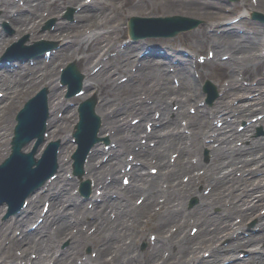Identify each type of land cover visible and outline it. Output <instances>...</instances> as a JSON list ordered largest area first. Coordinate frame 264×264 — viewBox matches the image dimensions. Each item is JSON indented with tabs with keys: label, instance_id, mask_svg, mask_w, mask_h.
Wrapping results in <instances>:
<instances>
[{
	"label": "bare ground",
	"instance_id": "obj_1",
	"mask_svg": "<svg viewBox=\"0 0 264 264\" xmlns=\"http://www.w3.org/2000/svg\"><path fill=\"white\" fill-rule=\"evenodd\" d=\"M101 1L106 2L105 0H101ZM30 2H32V4L30 5V7H28V9L26 11L24 10V11L18 13L16 16H13L12 23L14 25L21 24L23 26V24L25 25V24H27L29 22L37 23V24L39 23V20H37V11L32 9L31 6L32 5L40 6L41 5V3H40L41 1L40 0H30ZM71 2H73V1L72 0H68V3H71ZM119 2L120 1H118V3ZM174 2H175L174 0L173 1H169L164 7L160 8L161 11H165V7L169 8V9H176V8L183 7V8L190 9V10L195 8L196 10H199V12H201L202 14H206V15L209 14L210 16H212V11L211 10L206 8L204 5H199L198 4L199 0H182L183 3L179 2L178 4H174ZM243 2L247 5L245 0H243ZM9 5H14V2L10 1V0H4L3 2H1V0H0V8L2 7V9H3L2 11H3L4 15H8L9 16V14H11L10 10H9L10 9ZM136 5L137 4H132V7L134 8ZM151 6L153 8H155V6L153 5L152 1L151 0L150 1L147 0L146 3L138 4L137 7L138 8H142V9H147V8H149ZM91 9L92 10H88L85 13L84 16H80V18L81 17L82 18L85 17L86 19L93 18L95 15H97L99 12H101L102 7L101 6H97V7L91 8ZM53 11H56V6H53ZM202 14H200V15H202ZM62 22L63 21L61 19H58L57 23H56V25L54 27L55 29H59V32L62 35H65V33H66V31H64L65 27L74 26L73 28H76V27H79V26L81 27L82 26V23H78V24L77 23L76 24L72 23V25L65 26V25L62 24ZM37 28H38V26H37ZM23 29H25V27L17 28L19 33ZM36 35H37V33H35V36ZM89 37H90V35L87 37V39H84L85 45L82 48V52H80L78 55L75 56L76 58H74V61L77 60V62H80L83 66L85 65L84 67H88L90 65V63H91L90 61H93V59H94L92 57L98 53V50L100 48V46H99L95 50V52L93 50H90L89 49V48H91L90 40L92 41V40L98 39V43H100L101 40H104V38H107V37L101 36V35L100 36L96 35V37H94V38H89ZM0 38L1 39H5L6 36L5 35H2V36L0 35ZM214 41H215L214 42L215 46L218 47V49L222 48V47H228L229 50L232 51L231 59L228 60V61H224V64L228 67L227 73H228V75L230 77L233 75V71L237 67H241V66L245 65V64L241 65V62H243L242 60H245L248 63L250 61L254 62V61L258 60V56L252 50L254 42L249 40V39L241 41V40H236L234 37L225 36L222 39L219 38V40H214ZM72 42H74V40ZM75 42H77V41H75ZM98 45L99 44H96V45H94V47H97ZM133 49H134V46L131 47L129 50H125V52L122 53L124 57L121 56L118 59V62L114 63V65H116V67H118L122 63L125 64V62L127 60H133L134 59L133 58L134 55L132 54ZM70 53H71L70 44L69 43H63L62 46L60 47V51L58 53L59 56L60 57H63V56L64 57H69ZM131 55H133V56H131ZM52 60H53V58H52ZM112 67H114V66H112ZM51 69H53V68H51ZM100 70L96 74H94L91 78H85L83 80V83L86 86V92L87 93H89L91 91L92 86H96L98 90L99 89H104V86H103L104 85V80L111 79V76L113 74L112 72L110 74L108 72H100ZM155 72L157 74H155ZM152 74L158 75V76H166L165 70L163 69V67L161 65L159 66V65L150 64V65H148L145 68L144 75H146V77L149 78V81H150V80L153 79V75ZM231 78H232V82H231L232 87L229 90V92H230L229 94L232 93V94H235L236 96H239L241 94L238 92V88L242 89L240 92H242L245 89H249V87H246V86H244L242 84L240 85L239 82H237L236 80L233 79V76ZM13 79L15 81H17V82H21L22 81V78L21 77H17V76H14ZM44 80L48 82V88H49L50 94H51V100L49 101L50 109H54V108H56L58 106L63 105L64 104L63 102L60 103L58 101V95L61 93V90H59V87L57 86V84L55 82L56 80L53 78V74H52L51 71H49L47 78H44ZM0 81L2 82V84H6V82H4L3 78H0ZM258 82H260V81L258 80ZM133 84L134 83L132 81H129L128 83H123L122 85H124V89H126L128 91L130 89L132 90V88L133 89H138L139 88V86L137 84L136 85H133ZM262 87H264V86H262ZM167 88H168L167 90L169 91L170 87L168 85H167ZM7 89H8V87H7ZM108 93H109V91H107V95H106L104 100H106L107 98H114L113 95L109 96ZM119 93L120 92L115 91L114 95L119 94ZM19 94L20 93H17L16 96L18 97ZM109 94L111 95V93H109ZM126 95L129 96L128 99L126 100V104L123 105V106H117V109H116L117 112L114 115H112V117H109V115L107 113L106 105L104 106L102 103H100L98 105L97 109L100 112V115L101 116H105L104 119H103L102 128H104V127H108V128L109 127H113L114 129H118V128L120 129V126L122 125L121 126L123 128L122 130L125 131L123 133L130 132L134 127H136L135 126L136 124H134V125L128 124L126 122V114H124V112H126V111L129 112L131 110H135V111H139L140 113H142V111H143L142 109L144 107H146V108L151 107V105L146 104L144 102H140L138 104H135L133 102L130 103L129 101L132 100L131 94H127L126 93ZM166 95H169V93L166 92ZM263 96H264V88H261L260 94L257 97L253 96L252 100L249 103H246V104H245V102H239V103H237L236 107L240 110L241 115H245L249 110L253 109L252 106L255 103L258 104V102L260 100H262ZM155 101H156V99L154 100V103H155ZM11 105H12L11 103L5 104L4 105V110L0 113V115H2L4 117L3 124L1 125L0 128H4V130L7 127H9V119H10L9 111H10ZM114 107L115 106H113L112 108H114ZM256 107H257V105L255 106V108ZM262 110H264V106H263ZM180 112H181V109L178 110V111H175V112H173L169 108L163 109V114H162V119H164L163 127H165V126H167L169 124V121L172 118L171 116L175 117L178 114H180ZM70 116H71V114L69 116H68V113L64 114L62 116V119H68ZM53 119H54V117H52V116L49 118V120L51 121L49 123L50 125H53V123H52ZM198 119H196L194 121H202L203 120V119H200V118H198ZM125 123H127V124H125ZM4 130L0 129V143L2 142V139H3ZM99 130H100V128H99ZM67 133H68V125L66 123H64V125H62L61 127L55 128L54 130L52 129V131H51V135L60 138V141H61V149H60L61 155H60V158L56 162L57 171L59 173H57V177L56 178H61L62 177L63 174H61L60 172L65 167L64 163L62 162V157L61 156L64 153L68 152L69 149L72 148V145H73L69 141L66 140ZM130 135H131V133H130ZM133 135H134V133H133ZM172 140L173 141L170 140V142H168V143L169 144L171 143L172 145H174V144H177L175 141H177L179 139L178 138H173ZM163 142H164V140L159 139V143H158L159 148H163ZM30 143H28L27 146H29ZM4 144L2 146H0V154L2 153V150L4 148ZM259 146H264V143H260ZM238 150H239V148L230 146L228 144L227 140L225 141L224 144H221L219 147H217V150L215 151V153L219 157V160H218L217 163H215L213 166H211V168L214 167L215 170L220 172L219 179L216 181L217 184H219V181L220 182H222L223 180L226 181V179H228V177H229L228 175H232L231 179H233V174H232L233 170L235 168L242 167V165L239 164L240 162H242V159H241V156L239 155ZM99 152L100 151H99L98 148H96V147L94 148L93 147L89 157L93 156V155H97ZM144 153H148L150 156L155 155L154 152H153V149H151V148L144 149ZM157 154H162V152L159 151V149H158L157 150ZM118 158L120 159L119 155H118ZM112 162H114V163H112ZM117 162L118 161L116 160V158L114 160H110V161L107 162V164H105L103 166L102 169H100L102 171V173L105 170L110 172L112 182L109 184V186L116 182L115 178H116ZM87 163H89V162H87ZM227 164L230 165L229 168L224 169ZM22 165H25V163L21 162V164H18L17 165L18 169H14V170L11 169L12 171L11 170L9 171V175L4 173V174H6V175H8L10 177L9 178V182H10L11 185L16 184V180H17L18 176H21V177L25 178L27 180V182L33 181L32 177L30 176V174L27 171V169L22 167ZM180 166H181L180 169L183 170V169L188 168L190 166V164L186 163L185 167H183L184 165H180ZM174 169L175 168L173 167L172 171ZM100 170H96V169L93 168L91 170V172H89V173L94 174L97 177H99V176L101 177L103 175L100 172ZM260 170L262 171V170H264V168L263 169L260 168ZM166 171H168V169L164 168V170H162L163 173H160V177H163V178H165L167 180V175H166L167 172ZM176 172H177V168L174 170V173H176ZM229 172H231V173H229ZM166 180H164V181H166ZM70 182H72V181H70ZM15 187L16 186L14 185V188ZM173 187H174V189L176 188V190H178V192H174L173 193V195H175V198H170L169 201L172 203L170 205H181L183 203V195H181V194L179 195V193L181 191H183V190H186V188H188V186L186 184H180V185H173ZM241 187H243L242 184H241ZM2 189H3V186H0V191H2ZM13 189L11 191H13ZM136 190H139V191H142L143 193H145V199H146L145 203H150V202L156 201V195H157V192H159L157 190L156 185H154V184L151 186L150 189L139 186V187H136ZM252 190H254V188H251L248 191H245V189H244L243 192L245 193V195L241 199L236 201V204H234V206L231 207L228 212L229 213H233V212L240 213L241 212L240 214L245 216V215H249V214L253 213L256 209H258L257 208L258 204H260L261 201L264 200V190L263 189L254 190L255 191L254 193L252 192ZM49 194H50L49 190H46L45 192H43L42 195H49ZM163 194L166 195V192H164ZM31 196H32V194H31ZM166 198H167V195H166ZM234 198H236V197H234ZM114 201H117V200L115 199V200H111L110 201V205L109 206L112 209H113V205L116 206V204H117ZM121 203L126 204L125 201H122ZM51 207L53 209V213L55 212V214H56L55 219L57 220L59 215H60V213H61L59 211V209L57 208V202L51 203ZM1 209H3V206H0V210ZM83 210L84 209H82V211ZM178 210H179V207H174L172 209V213L167 218H170V217L174 216L176 214V212H178ZM2 211L3 210H1V212ZM97 213H98V211L89 210V211L86 212V214H84V217L87 216V215H90V217L92 216L93 218H96V221H94V224L96 226H98L99 229L101 227L103 229H106V227H105V225L103 223L105 221H107V220L100 221ZM105 216L108 218V215H107L106 212L103 214L102 219ZM207 218H208L207 220L210 221V222H213V223L219 222V220L217 218H215V217H208L207 216ZM26 220H27V217L25 219H20L18 221V223L23 225V224H25ZM3 222L4 221L0 222V226H1V228H0V257L2 256L1 257L2 261H1L0 264H2V262L6 261V260H10L11 261L14 258L16 259L18 257L15 254H13V251L11 250V247L13 245H21L23 248L36 247V250L39 252V256L37 258H34L32 260V263L33 264H40L41 261L43 259H45L46 256H48L49 244H54L55 243V238L60 236L61 234L65 233V231L62 230L63 227L68 226L67 220L64 217V218H62L59 221L60 225H63L62 229L61 230L58 229L57 231L50 232L49 234H52V235H48L50 237L49 240L46 241L45 239H37L35 232L41 231L40 229H37V228H35L33 231L29 232L26 236H24L23 239L19 240L17 238L18 236H16V238H13L11 236L12 228H10V224H9L10 222H8V221H7V223H3ZM115 223H117V220L115 221ZM109 226H110V228L114 227L112 224H110ZM162 226H163V224H162ZM43 228H44V224H42V228L41 229H43ZM116 229H118V227ZM126 235L129 237V232H126V230H124V229H118L117 232H116V237L110 238V240L107 242V245L111 249H113L114 252H115V250H117V253L119 254L118 255V259L116 258L117 262L115 264H120V262H119L120 258L123 255L129 254V252H127L125 250L124 246L123 245H119V243H118L121 240V238H125ZM117 237H120V238H117ZM6 238H9V240H8V242L5 243L4 240ZM78 240H80V238L75 239L74 242H77ZM75 245H77V244H75ZM170 245L171 244H169V246ZM186 247H189V245H187ZM221 248L223 249V247H221ZM229 248L232 249L233 246H230ZM193 249H194V251H197L198 247L195 246V247H193ZM43 251H44V253H42ZM137 257L138 256L135 255V259H133V260L128 259V260H129V262H132L131 264H137V260H138ZM114 258H115V255H114ZM70 259L71 258H69V260ZM104 261H106L108 263L106 258L100 257V259L98 260V264H105ZM151 261L152 260H149V261H147V263H150ZM181 261L182 262L186 261L185 255L182 256ZM24 262L26 264L27 263V259L24 260ZM164 263L167 264L166 261ZM212 263L213 264H218L217 261H212ZM150 264H157V263L151 262Z\"/></svg>",
	"mask_w": 264,
	"mask_h": 264
},
{
	"label": "rangeland",
	"instance_id": "obj_2",
	"mask_svg": "<svg viewBox=\"0 0 264 264\" xmlns=\"http://www.w3.org/2000/svg\"><path fill=\"white\" fill-rule=\"evenodd\" d=\"M83 1V0H82ZM157 1H159V0H155V3L156 4H158L157 3ZM181 1V0H180ZM115 2H117V1H115ZM132 2H136V0H132ZM263 2H264V0H263ZM181 3H183L182 1H181ZM57 4V6L59 7V5L60 6H62L63 5V3L62 2H58V3H56ZM75 4H77V3H72V5H75ZM141 4V3H140ZM199 4H201L200 2H199ZM70 5V4H69ZM186 5V4H185ZM63 7V6H62ZM61 7V9H60V13H61V10L63 11V9L66 7H63L62 8ZM258 10H261V11H263L264 12V4H262V5H259L258 7ZM177 10H179V11H181V13H183V14H190L189 16H193V17H196V18H198L200 21H199V23L197 24V26L194 28V29H192V30H187V31H183V32H180V33H178V34H176V35H174V36H172V37H165V40H168V41H171V42H175V43H179V42H185V40L186 41H188V42H190L189 44H191V45H197V46H199V42L200 41H202V40H205V37H204V29L207 27V26H210L211 24H212V22L214 21L212 18H208L207 16H204L201 12H199V10H196L195 8H193L192 10H190V9H186V8H183V7H181V8H176ZM114 10H115V8H114ZM117 10V9H116ZM136 11H134V12H132V11H130V12H126V14H119V13H117L116 14V17H115V19L114 20H111L110 19V17H109V10H106L105 12H100L99 14H97L98 16H97V18L96 19H93L92 21H90V22H87L85 25H84V28L83 29H85L84 31H83V33L86 31V29L87 28H89V26H91V24H92V22H97L98 20L101 22V24H102V26H100L99 27V30H104V33L106 34V35H113V27H118V25L119 24H125V22H126V20L128 19V17H129V14L130 15H132V14H141L142 12V9H135ZM219 10H220V6H213V11L215 12V13H218L219 12ZM41 11V10H40ZM121 11H123V10H121ZM138 11V12H137ZM125 11H123V13H124ZM172 12H167V13H165V14H171ZM200 14H202L203 15V17L202 16H200ZM141 15H145V14H141ZM105 16H108V18H109V21H107V17H105ZM113 16V10H112V14H111V17ZM79 20H82V19H79ZM118 20V21H117ZM46 23V22H45ZM108 26V27H107ZM110 28H112V29H110ZM114 30H116V33H115V37H117V40H121L124 36H128V32L127 31H124V30H122V28H117V29H114ZM69 31V30H68ZM197 33V34H196ZM24 34H26L27 35V38H26V40H27V42H31V40L30 41H28L29 39H28V36H33V34L32 35H30V32H29V30H27ZM23 34V35H24ZM20 35V34H19ZM46 37V38H48L49 37V39H53L51 36H46V35H40V36H38V37H35L34 39H38L39 37ZM176 37V38H175ZM109 38H111V37H109ZM54 39H57V38H54ZM172 39V40H171ZM173 39H175V41H173ZM103 46V42L100 44V46ZM99 46H97V47H95V48H93L92 50L95 52V50L98 48ZM221 51H223V49L222 50H220V52ZM92 64H95V61L92 63ZM92 64H91V66H92ZM77 66H78V68H79V70H81V72L82 73H84V71H83V69L81 68L82 66H81V64H80V62H78L77 63ZM206 68H209V66H206ZM211 74V73H210ZM235 74V73H234ZM211 76H212V74H211ZM212 79L214 80V81H216L217 82V78H216V76L214 77V76H212ZM224 79V78H223ZM227 79H228V77H227ZM221 81H222V79H221ZM156 83H157V80H156ZM144 84H145V81H143V84L141 83L140 84V86H141V88H139L138 90H137V93H136V95H135V97H137V98H139V96H141L143 93H144V91L146 90L145 88H143V86H144ZM107 85H108V82H107ZM36 87V86H35ZM34 87V88H35ZM155 87H156V84H155V82L151 85V87H150V91H154L155 90ZM34 88H32V91H33V89ZM25 89V88H24ZM23 89V91L25 92V90ZM148 91V90H147ZM22 95V94H21ZM121 95L119 94V95H117L116 96V98H118V97H120ZM21 97V96H20ZM22 99V97L20 98V99H17V100H10V102H12V105H14V103H18L20 100ZM118 100V99H117ZM21 102V101H20ZM20 104V103H19ZM11 111V110H10ZM2 121H3V116H1L0 117V126H1V124H2ZM6 145L8 146L9 145V141H8V139L6 140ZM146 170V169H145ZM184 172H186V171H184ZM183 171L182 172H180L179 173V175L180 176H182V174L184 173ZM237 172V171H236ZM138 194H139V192H138ZM137 195V194H136ZM154 206H156V205H154ZM219 206V208H220V210L222 209V203H221V205H218ZM186 213H188V214H192L194 211H195V209L194 208H190L189 207V203L187 204V206H186ZM183 212V211H182ZM235 215V214H234ZM194 216V215H193ZM155 218V217H154ZM176 218H177V220L179 221V220H181V210L179 211V212H177V214H176ZM185 224H186V226H187V228L191 225V222H190V220L189 219H185ZM176 224L174 223L173 224V222L170 224V229H173V227L175 226ZM182 241V243H185V240H184V238H182V239H180V242ZM195 243V242H194ZM14 250H15V248H14ZM170 259H172V262L174 263V261H175V257H170ZM169 259V260H170Z\"/></svg>",
	"mask_w": 264,
	"mask_h": 264
}]
</instances>
